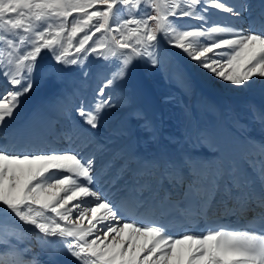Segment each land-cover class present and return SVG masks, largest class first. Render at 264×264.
<instances>
[{"label": "snow or ice", "instance_id": "1", "mask_svg": "<svg viewBox=\"0 0 264 264\" xmlns=\"http://www.w3.org/2000/svg\"><path fill=\"white\" fill-rule=\"evenodd\" d=\"M250 9L231 0H0V80L7 85L0 94V264H39L35 254L25 258L32 252L26 227L42 249L57 238L78 264H264V143L251 141L259 151L246 161L248 174L187 162L185 174L172 161L132 158L133 186L117 192L87 151L91 137L73 123L75 113L95 130L105 112L125 106L117 86L136 61L162 65V41L235 87L264 78V13L259 29L239 24ZM121 12L130 14L117 19ZM44 55L54 61L49 68ZM89 57L103 61V70L90 93L74 89L61 101L69 127L57 142L66 146L5 132L37 71L60 79V67L74 65L89 78ZM142 127L155 133L147 120ZM166 182L184 188L180 199L159 194ZM247 211L255 215L243 228L219 224ZM201 221L204 229L193 234Z\"/></svg>", "mask_w": 264, "mask_h": 264}, {"label": "bare ground", "instance_id": "2", "mask_svg": "<svg viewBox=\"0 0 264 264\" xmlns=\"http://www.w3.org/2000/svg\"><path fill=\"white\" fill-rule=\"evenodd\" d=\"M255 12L257 13L252 12L250 14L251 12H245L242 14L239 24L245 30L249 28L250 21L253 27L257 29L261 27L260 19L261 14L264 13V7L261 6L260 11L257 10ZM217 18L228 22L226 14L221 13ZM178 52L179 54L175 53L177 57L188 67L193 75L198 76V87L204 93L203 95L210 98V103L215 106L214 111H210L211 109L208 108L211 113H209V124L206 127L201 128L199 123L197 126L190 124L189 128L185 130L183 123L178 118H175L176 124L174 125L169 118L170 112L165 101L156 94H153L151 110L149 111L150 113L157 111L156 114L161 113L162 115L159 123L156 120L158 125L152 124L155 128V133L145 130L146 132H143V134L140 130H137V127L120 129L121 123H118L119 121L112 123L109 122V119L104 121L102 119L103 123L95 130L83 125L81 120L80 122L78 121L79 124L77 125L83 129L84 135L90 136L92 140V143L87 147V151L96 155L98 166L107 172L106 179L113 185L114 191L119 192L133 186L134 172L137 170L138 165L133 163L129 166L128 162L132 158L172 161L178 169H183L185 174L188 171L187 167H185V162L188 165L200 168L202 171L210 170V168L203 167L204 165L215 166L220 164L225 169L235 165L242 173H251V168H249L246 161L251 158L253 153L259 151L258 146H254L251 141L264 143V121L256 118L264 116V78L253 77L246 87H235L217 78L209 71L196 67L194 62L189 60L181 50H178ZM0 94H3L1 88ZM63 97L60 95L58 98H51L52 102L49 100L50 105L55 110L52 109V115L54 112L55 116L58 117L54 121L49 117L45 118L46 121L43 120L45 112L41 110V113H38V115H41L40 120L35 117L34 113V117H28L29 111L25 114L21 108L23 113L18 117H21L20 119H22V115H27V117H25L24 121L22 120L25 123V127L23 128L22 126L24 130L22 129L23 132L20 131L22 134L20 135L19 133L20 137L18 138L22 142L48 143L52 147L66 146L63 142H57L60 133L67 129L65 124L69 126L68 120L60 112ZM30 111L31 113L34 112ZM35 111L37 113V110ZM140 114L143 116L141 120L149 121L146 111L143 110ZM49 115L51 116V114ZM151 119L153 121V118ZM11 123L14 124L12 121ZM48 130L51 132L52 137H48ZM126 168L128 170H125ZM153 187H156L155 179H153ZM181 189L182 187L170 186L166 182L164 187L160 189L159 194H163L165 191L178 194ZM24 231L28 237L25 239L24 245L32 249V252L25 257L26 259L35 254L39 264H67V259L63 255H58L55 259L49 256L52 263L45 257L43 259V254L41 256L38 253L40 245L32 236L31 228L26 227ZM50 242L57 244L59 240L55 238L51 239ZM140 242L144 243L143 240ZM49 252L48 245H44L43 253L49 255Z\"/></svg>", "mask_w": 264, "mask_h": 264}, {"label": "rangeland", "instance_id": "3", "mask_svg": "<svg viewBox=\"0 0 264 264\" xmlns=\"http://www.w3.org/2000/svg\"><path fill=\"white\" fill-rule=\"evenodd\" d=\"M231 2L237 4L243 3L245 5L251 4V13L249 12L250 14H252V12L257 13L255 11H260L261 6L264 7V0H231ZM129 14L130 13L125 14L121 12L118 14L117 19L127 18V15ZM178 50L179 49L170 47L168 44L162 41L161 55L164 60L162 65L153 67L142 61L134 62V64L129 69L127 77L120 85L117 86L115 92V94L121 99H126L127 103L125 106L115 107L110 111L105 112L102 116L103 121L105 119H109V122L112 123L119 121L118 123H121L120 129H125L126 127H137V130H140L142 133L146 132L147 130L145 131V128L141 127L145 121L136 118L132 114L140 113L144 110L147 112L149 121L152 122L151 124L156 125L157 122L159 123L162 116L161 113L156 114L157 111H154L155 114L153 112L152 114L149 112L151 110L152 98L154 96L153 94H156L163 101H165L170 112L169 118L174 125L176 124L174 121L175 118H178V120L183 123L185 130L189 128L188 126L190 124L197 126L199 123L201 128L206 127L209 124V113H211L209 112L208 108L211 109L210 111H214L215 106L214 104L210 103V98L203 95L204 93L198 87V76L193 75L189 71L188 67L182 63V61L175 54L176 52L179 54ZM41 64L45 68H49V66L54 64V61L50 55H44ZM89 64V78L81 77L80 70L74 65L60 67V79H57L51 75L41 78L39 71H37L33 89L31 92L22 97V102L18 108V110H20H17L18 113H16L14 119L12 118L11 120L14 122V124H12L10 121L8 127L5 129V132L9 131V133H11L13 136L17 138L20 137L22 134L21 132H23V128L25 127V123L23 122L25 117H27V115L28 117H34L35 115V117H38V120H40L41 115H38V113H41V111L45 112L43 120L46 121V117L52 118L53 121L55 118L57 119L58 117L55 116L54 112L52 115L54 108L49 102V100H51L53 97L58 98L60 95L64 96L67 93H71L74 89H80L82 92L90 93L91 88L94 86V80L92 77H94L97 72L103 70V61L89 57ZM0 88L3 90V92L7 90V85L2 80H0ZM21 108L25 114H27L29 111V114H24L25 116L22 115V119H20L21 117H18L21 116V113H23ZM34 109L37 110V113ZM30 110L34 112L31 113ZM49 114H51V116ZM73 114L75 118L73 121H75L76 124H79V117H76L75 113ZM15 117L19 119L17 120ZM151 118H153V121H155L153 122ZM65 126L67 128L69 127L66 124ZM141 132L139 133L141 134ZM19 133L20 135H18ZM49 136L52 137V134L48 130V137Z\"/></svg>", "mask_w": 264, "mask_h": 264}]
</instances>
